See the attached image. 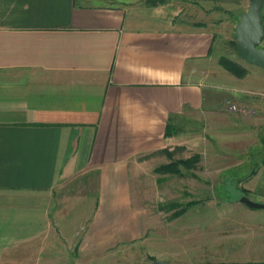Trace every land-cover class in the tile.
<instances>
[{"label":"crops","instance_id":"crops-1","mask_svg":"<svg viewBox=\"0 0 264 264\" xmlns=\"http://www.w3.org/2000/svg\"><path fill=\"white\" fill-rule=\"evenodd\" d=\"M249 1L178 0L171 16L149 0H0V264L59 235L89 253L144 236L132 172L172 145L168 123L202 114L206 20Z\"/></svg>","mask_w":264,"mask_h":264},{"label":"rangeland","instance_id":"rangeland-1","mask_svg":"<svg viewBox=\"0 0 264 264\" xmlns=\"http://www.w3.org/2000/svg\"><path fill=\"white\" fill-rule=\"evenodd\" d=\"M149 1L164 5L171 16L178 9V0ZM221 16L217 13L212 22L206 20L214 28L215 40L207 64L212 87L202 114L175 121L178 133L166 147L171 155L160 149L140 160L132 172L133 207L147 221L144 236L122 237L106 250L89 253L59 235L53 252L29 250L28 256L36 259L21 264H146L153 259L172 264L264 262V209L240 201L247 196L264 203V69L238 57L232 45L237 15L229 23L216 19ZM220 56L244 66L247 73L227 71L217 63ZM194 154L199 156L195 166L181 169L179 175L155 171L161 164ZM189 201L195 203L174 217Z\"/></svg>","mask_w":264,"mask_h":264},{"label":"water","instance_id":"water-1","mask_svg":"<svg viewBox=\"0 0 264 264\" xmlns=\"http://www.w3.org/2000/svg\"><path fill=\"white\" fill-rule=\"evenodd\" d=\"M264 0H250L247 10L239 15L234 27V40L238 57L245 63L264 69V26L262 25L261 10ZM240 201L244 204L263 208L264 203L255 202L247 196H242ZM146 264H172L167 261L153 259Z\"/></svg>","mask_w":264,"mask_h":264},{"label":"trees","instance_id":"trees-1","mask_svg":"<svg viewBox=\"0 0 264 264\" xmlns=\"http://www.w3.org/2000/svg\"><path fill=\"white\" fill-rule=\"evenodd\" d=\"M261 18H262V25L264 26V6L261 10ZM232 45L235 47V41H232ZM218 64H220L224 69L227 71L231 72L232 74L240 75L243 76L247 73V69L237 63L236 61H233L229 59L226 56H220L218 58ZM178 132V129L176 128L175 125L173 124H167L164 132V137H172ZM162 151L166 152L168 155H171L168 151L167 148L162 149ZM199 160V156L197 154H194L188 158H180V159H175L171 160L168 163L161 164L157 168H155L156 172L159 173H173V174H181L182 171L181 169L189 170L192 167L195 166L197 161ZM195 202L194 201H189L185 205H183L180 209L174 212L173 216L177 217L178 215L184 213L186 209L190 206H192ZM172 206V204H171ZM215 264H264V262H257V263H241V262H219Z\"/></svg>","mask_w":264,"mask_h":264}]
</instances>
